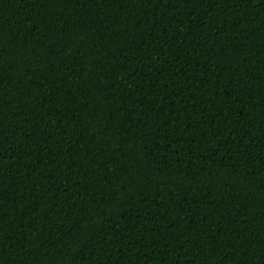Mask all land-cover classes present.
Wrapping results in <instances>:
<instances>
[{"label":"trees","instance_id":"obj_1","mask_svg":"<svg viewBox=\"0 0 264 264\" xmlns=\"http://www.w3.org/2000/svg\"><path fill=\"white\" fill-rule=\"evenodd\" d=\"M0 264H264V0H0Z\"/></svg>","mask_w":264,"mask_h":264}]
</instances>
